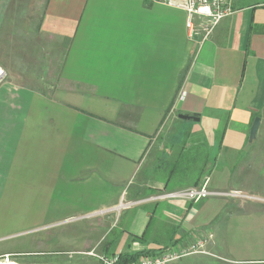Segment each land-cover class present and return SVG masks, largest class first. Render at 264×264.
Masks as SVG:
<instances>
[{"label": "crops", "instance_id": "0c3cea01", "mask_svg": "<svg viewBox=\"0 0 264 264\" xmlns=\"http://www.w3.org/2000/svg\"><path fill=\"white\" fill-rule=\"evenodd\" d=\"M228 1L189 38L184 12L146 0H0V192L40 207L30 223L88 220L64 238L76 253L211 234L182 260L264 264L248 258L264 239V0ZM203 184L239 196L154 198Z\"/></svg>", "mask_w": 264, "mask_h": 264}, {"label": "rangeland", "instance_id": "374dc122", "mask_svg": "<svg viewBox=\"0 0 264 264\" xmlns=\"http://www.w3.org/2000/svg\"><path fill=\"white\" fill-rule=\"evenodd\" d=\"M176 176L182 177L184 174L178 173ZM33 195L35 202L41 199L40 192L33 193ZM12 197V193L0 192L1 263L9 260L16 264H100L95 255L102 254V252L89 251L90 253H76L74 251V241L70 242L64 240V238L67 237L70 228H79L80 226L78 225H83V223L88 220L75 224L76 219H71L72 222L68 225L61 223H48L45 225L32 224L30 222L43 218L39 216L41 212V209H39L40 207L37 204H27V201L21 196L20 198L18 197L17 203L15 204L11 201ZM107 213L108 212L106 211H100L98 212V215H103L106 221L110 222V218H108L109 214ZM47 218L49 219V217ZM53 218L54 217L50 219ZM71 233H74V231L71 230ZM259 236H261V232L254 234V241L256 242V240H260L258 243L256 242L257 247L262 242L264 243V239H256ZM89 242L90 241L86 240L79 245L89 246ZM257 247L253 246V250L248 258L264 259V254L261 252L255 255L259 249ZM241 258H243L242 255ZM213 259L216 258H212L213 262H218L217 259ZM187 261L188 260H179L169 264H191ZM194 264L201 263L197 262Z\"/></svg>", "mask_w": 264, "mask_h": 264}, {"label": "built area", "instance_id": "2783aa9c", "mask_svg": "<svg viewBox=\"0 0 264 264\" xmlns=\"http://www.w3.org/2000/svg\"><path fill=\"white\" fill-rule=\"evenodd\" d=\"M149 3L163 5L169 8H173L182 11L186 15V28L188 30L189 38L202 36L206 38L215 26L220 21L229 17L232 14V10L228 0H146ZM4 72L0 69V83L3 80ZM239 196L238 193L230 192L227 194H221L212 192L206 188V185H199L195 187H189L178 191H172L168 193H162L157 195L155 200L164 199H183L190 202H199L208 197L213 196ZM129 204L121 203L113 210L119 211L121 208L128 207ZM212 239V235L208 234L205 237L199 239L189 247L177 249L174 247H168L159 252H155L149 256H139L133 261H122L123 252H117L114 254H100L95 255L100 264H169L171 262L182 260L188 256L197 254H206L208 252L206 247L209 241Z\"/></svg>", "mask_w": 264, "mask_h": 264}, {"label": "water", "instance_id": "95a60500", "mask_svg": "<svg viewBox=\"0 0 264 264\" xmlns=\"http://www.w3.org/2000/svg\"><path fill=\"white\" fill-rule=\"evenodd\" d=\"M178 118L182 119V120H193L196 122L198 121L197 118H193V117H189V116H185V115H180ZM259 123H260V119L255 118L253 123H252V126L250 128V132H249V143H251L255 139V136H256V133H257V130L259 127Z\"/></svg>", "mask_w": 264, "mask_h": 264}, {"label": "trees", "instance_id": "16d2710c", "mask_svg": "<svg viewBox=\"0 0 264 264\" xmlns=\"http://www.w3.org/2000/svg\"><path fill=\"white\" fill-rule=\"evenodd\" d=\"M155 252H150V251H139V252H135V253H123L122 256V261L126 262V261H133L136 260L139 256H149L154 254Z\"/></svg>", "mask_w": 264, "mask_h": 264}, {"label": "bare ground", "instance_id": "6f19581e", "mask_svg": "<svg viewBox=\"0 0 264 264\" xmlns=\"http://www.w3.org/2000/svg\"><path fill=\"white\" fill-rule=\"evenodd\" d=\"M0 264H16V263H13V262L7 260V261H5L4 263H1V262H0Z\"/></svg>", "mask_w": 264, "mask_h": 264}]
</instances>
